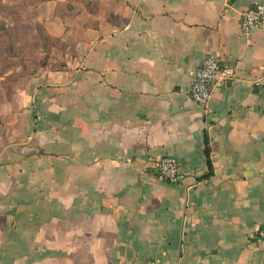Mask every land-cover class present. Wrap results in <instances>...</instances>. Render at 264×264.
<instances>
[{
    "label": "crops",
    "instance_id": "obj_1",
    "mask_svg": "<svg viewBox=\"0 0 264 264\" xmlns=\"http://www.w3.org/2000/svg\"><path fill=\"white\" fill-rule=\"evenodd\" d=\"M65 2L38 0L60 43L0 143V264H264V18L240 28L264 0H89L70 25ZM209 54L235 78L203 109Z\"/></svg>",
    "mask_w": 264,
    "mask_h": 264
},
{
    "label": "rangeland",
    "instance_id": "obj_2",
    "mask_svg": "<svg viewBox=\"0 0 264 264\" xmlns=\"http://www.w3.org/2000/svg\"><path fill=\"white\" fill-rule=\"evenodd\" d=\"M67 1L62 11L70 25L88 9L89 0ZM37 3L0 0V143L15 126L26 124L32 92L46 67L53 65L48 59L60 43L44 31Z\"/></svg>",
    "mask_w": 264,
    "mask_h": 264
},
{
    "label": "built area",
    "instance_id": "obj_3",
    "mask_svg": "<svg viewBox=\"0 0 264 264\" xmlns=\"http://www.w3.org/2000/svg\"><path fill=\"white\" fill-rule=\"evenodd\" d=\"M264 18V5L255 4L241 14L240 28L244 35H248L262 22ZM235 78V71L231 64L222 61L214 54L206 56L204 62L194 73L189 96L201 108L205 109L210 101L212 92ZM156 175L169 183L182 181L184 175L175 159L170 156L161 158L155 167ZM264 237V230L259 231Z\"/></svg>",
    "mask_w": 264,
    "mask_h": 264
},
{
    "label": "trees",
    "instance_id": "obj_4",
    "mask_svg": "<svg viewBox=\"0 0 264 264\" xmlns=\"http://www.w3.org/2000/svg\"><path fill=\"white\" fill-rule=\"evenodd\" d=\"M207 143H208V142H207V139H206V141H205L206 151H205V152H206V154L208 155V147H207ZM207 158H209V157L207 156ZM258 237H260V236H259V231H258ZM260 238H264V237H260Z\"/></svg>",
    "mask_w": 264,
    "mask_h": 264
}]
</instances>
